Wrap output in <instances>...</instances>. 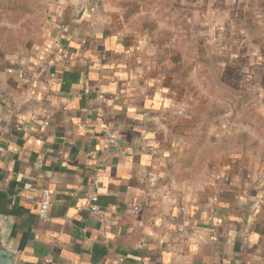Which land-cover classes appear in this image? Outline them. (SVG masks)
Returning <instances> with one entry per match:
<instances>
[{"label": "crops", "instance_id": "obj_1", "mask_svg": "<svg viewBox=\"0 0 264 264\" xmlns=\"http://www.w3.org/2000/svg\"><path fill=\"white\" fill-rule=\"evenodd\" d=\"M46 2V28L0 47V217L15 264H264V143L239 144L224 101L198 106L180 76L215 72L264 115V0H179L173 27L148 31L98 0ZM189 45L191 60L169 63Z\"/></svg>", "mask_w": 264, "mask_h": 264}, {"label": "rangeland", "instance_id": "obj_2", "mask_svg": "<svg viewBox=\"0 0 264 264\" xmlns=\"http://www.w3.org/2000/svg\"><path fill=\"white\" fill-rule=\"evenodd\" d=\"M96 1V0H95ZM110 13L122 15L124 22L134 24L136 29L150 30L155 21L161 27H173L174 16L179 15V0H98ZM46 0H0V47L12 48L24 45L34 38L42 29L46 28L48 21V8ZM264 14V4H261ZM126 22V23H127ZM182 32L181 23L177 29ZM182 30V31H181ZM194 46L174 47V59L169 63L187 62L192 58ZM180 52L181 54H177ZM179 70H177L178 72ZM174 72V73H177ZM169 73V72H168ZM189 71L184 73L186 94L190 95L198 106H202L203 97L224 101L223 109H230L234 123L238 126L241 142L254 141L249 136L264 143V115L260 112L259 104H255L254 94L248 90L233 91L232 88L218 90L215 86V72ZM209 81V86L206 85ZM184 84V83H181ZM192 84V86H191ZM211 85V87H210ZM191 86V88H189ZM221 105V104H220ZM221 107V106H220ZM222 109V110H223ZM264 157V151L260 152Z\"/></svg>", "mask_w": 264, "mask_h": 264}, {"label": "built area", "instance_id": "obj_3", "mask_svg": "<svg viewBox=\"0 0 264 264\" xmlns=\"http://www.w3.org/2000/svg\"><path fill=\"white\" fill-rule=\"evenodd\" d=\"M216 179H219L220 176H215ZM220 192V189H219ZM50 199H51V193L49 190L45 189L42 192V199L39 202L38 206V216L42 220L48 219V208L50 205ZM214 200L217 199V196L213 198ZM85 207H87L90 212L93 214H96L98 216V219L103 222L105 220V216L102 214L101 209L99 205L97 204V198L95 196H92L86 203Z\"/></svg>", "mask_w": 264, "mask_h": 264}, {"label": "water", "instance_id": "obj_4", "mask_svg": "<svg viewBox=\"0 0 264 264\" xmlns=\"http://www.w3.org/2000/svg\"><path fill=\"white\" fill-rule=\"evenodd\" d=\"M100 1L98 6H100ZM6 226L2 218L0 217V264H15L16 256L8 246V242L5 239Z\"/></svg>", "mask_w": 264, "mask_h": 264}, {"label": "trees", "instance_id": "obj_5", "mask_svg": "<svg viewBox=\"0 0 264 264\" xmlns=\"http://www.w3.org/2000/svg\"><path fill=\"white\" fill-rule=\"evenodd\" d=\"M162 35L165 36V37H168L169 33L168 32H164ZM184 73H185L184 71L182 73H180V76H183ZM210 111L216 113L219 110L217 108H215V107H210ZM238 142H239V144H242V146H245L247 144H250L252 146V144L255 143L254 141H247L246 143H242L241 142V135H239V137H238ZM243 152H245V151H243Z\"/></svg>", "mask_w": 264, "mask_h": 264}]
</instances>
